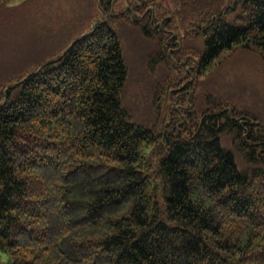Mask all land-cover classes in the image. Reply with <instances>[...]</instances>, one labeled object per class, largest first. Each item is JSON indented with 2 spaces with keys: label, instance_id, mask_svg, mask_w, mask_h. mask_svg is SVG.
Returning a JSON list of instances; mask_svg holds the SVG:
<instances>
[{
  "label": "trees",
  "instance_id": "trees-1",
  "mask_svg": "<svg viewBox=\"0 0 264 264\" xmlns=\"http://www.w3.org/2000/svg\"><path fill=\"white\" fill-rule=\"evenodd\" d=\"M113 1L100 0L104 14ZM154 1L0 82V251L11 264H264V122L204 78L228 53L264 61V0H177L167 15ZM3 18L0 50L16 25ZM119 22L153 43L146 123L125 105Z\"/></svg>",
  "mask_w": 264,
  "mask_h": 264
},
{
  "label": "rangeland",
  "instance_id": "rangeland-1",
  "mask_svg": "<svg viewBox=\"0 0 264 264\" xmlns=\"http://www.w3.org/2000/svg\"><path fill=\"white\" fill-rule=\"evenodd\" d=\"M27 1L12 3L0 0V22L6 16L8 19L13 18L18 26L14 23L8 27L11 35L5 41L4 49L0 50L2 83H9L15 74L31 68L39 61L47 62L61 55L74 39L88 33L96 24H101L105 17L118 16L130 7L140 6L149 0H114L110 7L107 5L106 14L101 10L100 0H29L20 6ZM229 1L233 0H227L226 3ZM176 2L155 0L153 4L162 6L166 14L167 9H175ZM28 5L32 7L29 9ZM137 18H140L138 14ZM130 24H117L130 65L124 101L133 117L138 122L146 123L153 112L151 86L155 81L154 74H150L146 68V60L154 47L152 42L141 37L138 28ZM12 36L17 38L13 39ZM186 42H189V48H193L192 52L200 47L199 40ZM204 78H208L207 88H215L217 95L230 99L231 103L252 112L264 122V61L257 53L239 50L225 54ZM194 87L197 94L205 89L203 83ZM191 99L189 96L180 97L181 101ZM11 261L8 254L0 251V264H11Z\"/></svg>",
  "mask_w": 264,
  "mask_h": 264
},
{
  "label": "water",
  "instance_id": "water-1",
  "mask_svg": "<svg viewBox=\"0 0 264 264\" xmlns=\"http://www.w3.org/2000/svg\"><path fill=\"white\" fill-rule=\"evenodd\" d=\"M97 25V24H96Z\"/></svg>",
  "mask_w": 264,
  "mask_h": 264
}]
</instances>
